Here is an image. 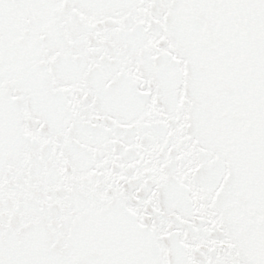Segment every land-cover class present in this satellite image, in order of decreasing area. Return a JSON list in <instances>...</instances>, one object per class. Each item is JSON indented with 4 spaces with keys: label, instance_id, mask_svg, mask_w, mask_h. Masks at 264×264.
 Returning <instances> with one entry per match:
<instances>
[{
    "label": "snow or ice",
    "instance_id": "6c2138e0",
    "mask_svg": "<svg viewBox=\"0 0 264 264\" xmlns=\"http://www.w3.org/2000/svg\"><path fill=\"white\" fill-rule=\"evenodd\" d=\"M0 264H264V0H0Z\"/></svg>",
    "mask_w": 264,
    "mask_h": 264
}]
</instances>
